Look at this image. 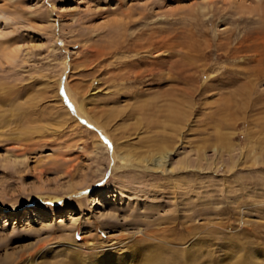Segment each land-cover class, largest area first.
Segmentation results:
<instances>
[{"label":"rangeland","instance_id":"1","mask_svg":"<svg viewBox=\"0 0 264 264\" xmlns=\"http://www.w3.org/2000/svg\"><path fill=\"white\" fill-rule=\"evenodd\" d=\"M0 264H264V0H0Z\"/></svg>","mask_w":264,"mask_h":264},{"label":"bare ground","instance_id":"2","mask_svg":"<svg viewBox=\"0 0 264 264\" xmlns=\"http://www.w3.org/2000/svg\"><path fill=\"white\" fill-rule=\"evenodd\" d=\"M10 53V52H9ZM7 55H5L7 58H11V55L10 54H8V52L6 53ZM62 86H63V89L65 90V92H66V94H68V95H71L72 96V94H71V92H70V90L66 87V85H65V83H64V81H63V83H62ZM79 102V101H78ZM83 106H82V104L79 102V104H76V109H77V111H78V114H81L83 117H85V118H87V119H89V117L83 112V108H82ZM89 120H91V119H89ZM167 142H165L162 146H161V155H160V159H164V155L166 154L165 153V151L164 150H167V149H165V148H167ZM125 159V158H124ZM161 163V162H160ZM162 165V164H161ZM53 200H56V197H54V198H52ZM76 201V200H75Z\"/></svg>","mask_w":264,"mask_h":264}]
</instances>
